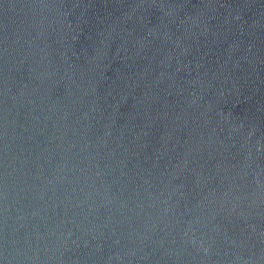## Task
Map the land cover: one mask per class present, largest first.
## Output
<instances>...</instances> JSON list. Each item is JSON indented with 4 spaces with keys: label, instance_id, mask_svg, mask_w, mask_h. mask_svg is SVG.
Listing matches in <instances>:
<instances>
[{
    "label": "water",
    "instance_id": "1",
    "mask_svg": "<svg viewBox=\"0 0 264 264\" xmlns=\"http://www.w3.org/2000/svg\"><path fill=\"white\" fill-rule=\"evenodd\" d=\"M0 264H264V0H0Z\"/></svg>",
    "mask_w": 264,
    "mask_h": 264
}]
</instances>
